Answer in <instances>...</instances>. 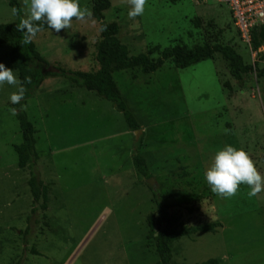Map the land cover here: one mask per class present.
<instances>
[{"label": "rangeland", "instance_id": "obj_1", "mask_svg": "<svg viewBox=\"0 0 264 264\" xmlns=\"http://www.w3.org/2000/svg\"><path fill=\"white\" fill-rule=\"evenodd\" d=\"M8 1L0 0V24L16 20ZM110 2L104 20L120 26L131 55L217 42L232 46L245 65L264 68V44L257 51L244 45L225 0H147L134 20L127 0ZM79 3L91 10L90 0ZM98 41L92 16L33 40L51 65L84 72L98 68ZM8 52L0 49V63L16 73ZM113 79L139 122L136 133L109 102L60 77L46 78L23 106L49 187L47 210L33 215L28 171L17 166L13 150L21 142L9 107L16 88L0 86V264H159L147 236L146 217L156 211L151 189L185 226L221 224L215 233L174 239L171 264H264V191L250 199L242 184L236 196L220 198L205 179L227 145L245 150L264 176V81L254 71L235 81L219 54L185 69L165 61L152 74L133 68ZM136 142L152 185L132 165Z\"/></svg>", "mask_w": 264, "mask_h": 264}, {"label": "trees", "instance_id": "obj_2", "mask_svg": "<svg viewBox=\"0 0 264 264\" xmlns=\"http://www.w3.org/2000/svg\"><path fill=\"white\" fill-rule=\"evenodd\" d=\"M92 18L98 22L99 41L96 44L95 61L98 68L95 71L84 72L80 70H68L59 65H51L36 49L35 43L22 45V33L17 30L16 25L23 17V9L19 0H9L8 6L13 9H21L16 20L0 24V49L9 47L8 61L16 73L18 79L24 80L26 76L31 77V84H25L27 88L24 99L19 104L10 103V109L15 108V118L18 122L21 133V142L13 146L17 156V166L28 171V187L32 197L31 213L36 214L37 210L46 211L48 208L49 187L41 178L38 168L39 155L36 152V130L30 121L23 106L39 89L46 78L60 77L70 82L71 87L82 88L90 93L109 102L119 112L125 125L131 131L140 128L139 122L129 109L126 100L121 95L113 73L133 68H139L143 74H152L159 70L165 61H170L175 68L185 69L201 61L212 59L219 54L226 62L228 74L237 82H242L244 74L254 71L257 79L264 81V68L256 64L252 67L245 65L241 55L230 45H221L217 42L203 43L193 48L183 45L167 47L159 51V46H154L147 53L131 55L128 47L120 40V26L104 20L103 13L111 6V0H90ZM49 29L43 25V30ZM264 44V26L256 27L251 32V48L257 51ZM157 53V57L151 55ZM225 87L230 90L229 84ZM139 143H135L136 149L132 155V165L136 172L143 178H150V173L145 159L139 154ZM156 211L147 215L148 224L147 236L152 238L159 264H171L172 253L171 243L179 237H191L196 233H215L221 227L219 222H212L197 226H185L182 220L169 212L167 204L158 190L151 189ZM28 234V226L24 230V237ZM26 243V241H25ZM33 254H37L31 250ZM201 264H217L214 259Z\"/></svg>", "mask_w": 264, "mask_h": 264}, {"label": "clouds", "instance_id": "obj_3", "mask_svg": "<svg viewBox=\"0 0 264 264\" xmlns=\"http://www.w3.org/2000/svg\"><path fill=\"white\" fill-rule=\"evenodd\" d=\"M131 6L128 17L135 19L145 12L147 0H127ZM27 9L25 17H21L16 25L22 33V45L33 42L37 34L43 31V25L60 32L72 27L73 20L87 22L92 12L87 7H81L79 0H23ZM21 9L13 8L12 13L19 16ZM31 77L26 76L23 81L16 73L0 63V86L5 83L14 86L16 91L10 95L12 104H19L25 97L27 88L31 84ZM16 114V109H11ZM205 179L213 194L220 198L230 199L237 195L240 186L250 188L247 196L251 199L264 191V176L258 171L255 161L243 149L231 145L216 152L212 165L205 172Z\"/></svg>", "mask_w": 264, "mask_h": 264}, {"label": "built area", "instance_id": "obj_4", "mask_svg": "<svg viewBox=\"0 0 264 264\" xmlns=\"http://www.w3.org/2000/svg\"><path fill=\"white\" fill-rule=\"evenodd\" d=\"M232 23L244 45L251 48V32L264 26V0H225Z\"/></svg>", "mask_w": 264, "mask_h": 264}, {"label": "water", "instance_id": "obj_5", "mask_svg": "<svg viewBox=\"0 0 264 264\" xmlns=\"http://www.w3.org/2000/svg\"><path fill=\"white\" fill-rule=\"evenodd\" d=\"M138 131V130H137ZM137 131H134V133H136ZM136 140H137V137H136ZM148 184L152 185L153 184V181L149 178L148 180Z\"/></svg>", "mask_w": 264, "mask_h": 264}]
</instances>
